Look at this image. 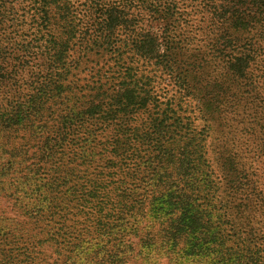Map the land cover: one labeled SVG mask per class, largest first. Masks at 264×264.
Segmentation results:
<instances>
[{"label":"trees","instance_id":"obj_1","mask_svg":"<svg viewBox=\"0 0 264 264\" xmlns=\"http://www.w3.org/2000/svg\"><path fill=\"white\" fill-rule=\"evenodd\" d=\"M186 1L0 0V195L13 212H0V264H127L136 244L264 264V0H199L206 38ZM93 51L108 59L82 85ZM134 57L176 93L159 97ZM195 99L222 125L252 117V145L219 150L231 189L213 212L206 129L183 114ZM104 164L112 183L74 177Z\"/></svg>","mask_w":264,"mask_h":264},{"label":"rangeland","instance_id":"obj_2","mask_svg":"<svg viewBox=\"0 0 264 264\" xmlns=\"http://www.w3.org/2000/svg\"><path fill=\"white\" fill-rule=\"evenodd\" d=\"M187 6V7H186ZM144 7L142 3L139 5V10H141ZM201 6L199 4V0H187L184 4V9H186L185 14H188L191 12V16H193V21L195 24H200L205 26L206 32H201V36L203 38H206V34L208 33V27L205 22H200V17L204 16L203 12H200ZM147 11V10H146ZM149 12V11H147ZM151 13V12H149ZM169 16V15H168ZM167 16V17H168ZM145 20L147 17H145ZM169 22V19L166 20V22ZM154 25L157 24L156 21L153 22ZM157 28H159V25H156ZM178 29V34L180 33ZM180 35V34H179ZM252 34L248 35L247 38H249ZM207 42V40H203V43ZM264 44V43H263ZM201 54L197 55L200 59L206 58L208 59L211 64H214L213 58L210 54L207 55L206 52L198 51ZM78 53V52H77ZM182 55H178L180 57ZM196 56V57H197ZM134 63L136 66H138V69L144 73H147L148 75H153L154 82L153 86H149L150 88H153L155 92L158 94L159 97L163 94H168L169 96L174 95L176 93L175 89L173 88V84L171 83L172 80L164 73H161V71L154 68L153 65H148L143 60H139L140 58L134 57ZM195 58V57H193ZM261 58L264 59V54L261 55ZM108 59V57H103L101 53L98 52H89L87 56L84 58V63L81 65V68L79 72L77 73L76 77L80 84H88V81L96 80L93 77L96 72V67H99V63H104L105 60ZM182 57L178 60L181 61ZM210 68V67H208ZM140 71V72H141ZM264 74V73H263ZM97 78V77H96ZM262 83H264V75L263 78H259ZM144 83L147 82V80L144 79ZM92 85V84H91ZM112 86L114 84L112 83ZM107 87H110V84L107 85ZM163 100V98H162ZM184 108H186V111L183 114L193 116L196 120V125L199 129L204 128L206 129L205 135H206V142L211 158L212 168L214 169V175L213 180L215 179L218 182V187L211 192L214 196L209 195L208 198V209L209 212H213L218 208H221L222 205L229 206L228 200H229V189H231L229 183L230 179L224 176H221V172H219V163L218 161L222 159L221 154H219V150L222 151H228L227 148H229L230 145L236 144L237 146H241L242 144H246L248 142L249 145H252V139L250 141H247L249 138V134H247L248 130V124L250 118L249 112L240 114V119L235 115V119H231V116L227 119L226 123L224 125L219 124V121L215 116H211L209 112H207L206 108H203L198 100L191 101L190 104L186 105ZM235 114V113H234ZM253 115V114H252ZM245 121V122H244ZM226 157L223 158L222 161H224ZM101 161H96L95 164H98ZM227 163V161L225 162ZM261 165V163H260ZM264 166L260 167L261 169ZM101 170H105V164L104 166L100 165H94V167H91L88 172H82L74 177L81 178V181H83L85 178L88 177H94L96 176ZM260 170V169H259ZM88 173V174H86ZM220 173V174H219ZM112 171H109L108 169L105 170V173H102V176H112ZM112 183L115 178V176L110 177ZM91 185V182L89 183ZM224 202V203H223ZM8 211L7 213L12 214L11 210V203L7 201L4 197L0 195V212L2 210ZM136 241H139V237L136 238ZM260 243L263 244L260 240H258ZM135 251L133 252L132 258L129 260L127 264H203L200 259L198 258H190V259H182L179 261V258L177 261H174L169 256H165L164 254H157L156 257H154L153 253H149V255H145L147 250H142L140 248L139 244L135 245ZM174 258V257H173Z\"/></svg>","mask_w":264,"mask_h":264}]
</instances>
